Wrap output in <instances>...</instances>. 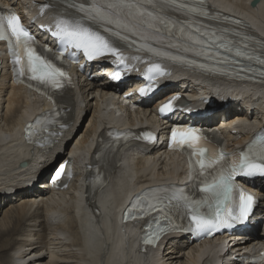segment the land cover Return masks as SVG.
Here are the masks:
<instances>
[{"label": "bare ground", "instance_id": "6f19581e", "mask_svg": "<svg viewBox=\"0 0 264 264\" xmlns=\"http://www.w3.org/2000/svg\"><path fill=\"white\" fill-rule=\"evenodd\" d=\"M251 1L228 0L226 3L230 12L240 11L241 17L249 19V23L264 36V0L256 6H251ZM0 4L18 10L27 17L30 27L41 39L52 41L54 11L39 12L44 0H0ZM4 52V45L0 44V264H200L203 258L205 263L210 259L212 264H238L235 258L242 254V249L249 245L254 248L264 245V229L260 234L257 232L260 227L264 228V180L261 179L253 182V190L260 199L248 219L240 224L243 228L239 232L213 237H227L226 246L222 245L223 241L212 244V238L206 239L205 243L194 242L190 232L175 231L161 235L158 245L165 243L164 248L157 245L151 251L139 253L128 225L117 227L112 220L117 205L125 208L132 194L159 185H170L174 190L184 181H179L185 170L184 157L166 151L163 146L172 122L186 124L193 120L202 127L219 130L228 148L244 146L253 132L264 125V85H253L236 78L233 81H196L194 72L162 63L154 87L140 97L142 109L124 113L120 119L105 112L106 91L116 90L121 94L119 97L131 93L130 98H138L139 90L146 84L142 78L146 63L151 59H143V52L140 57L121 52L122 60L83 65L85 73L91 76L84 83L78 77L77 82L75 113L78 115L75 121L83 120L90 112L83 127L79 129L82 121L77 123L75 129L67 132L53 148L30 150L15 137V131H11L18 121L39 110L41 103L34 92L28 93L21 85L11 82ZM79 60L82 64V57ZM100 70L127 74L111 85ZM176 93L191 100L202 96L207 99L206 108L199 114H190V108H182L168 122L157 120L158 107ZM122 122L128 126H141L146 122L158 133L160 140L150 149L129 147L123 151L121 164L109 170L105 188L97 192V202L103 213L91 219L82 204L95 206L91 197L83 198V168H91L90 152L96 144L97 133L107 130L110 125L120 126ZM72 145L79 154L65 189H48L46 180L58 163L64 161L65 154L72 150L68 146ZM61 155L63 158H58ZM22 161L27 164L20 165ZM195 172L198 175L199 170ZM40 178L44 181L39 183ZM125 237L129 239L128 244L121 243ZM253 241L256 243L251 244Z\"/></svg>", "mask_w": 264, "mask_h": 264}, {"label": "snow or ice", "instance_id": "6c2138e0", "mask_svg": "<svg viewBox=\"0 0 264 264\" xmlns=\"http://www.w3.org/2000/svg\"><path fill=\"white\" fill-rule=\"evenodd\" d=\"M203 2L204 0H163V3L161 0H81L78 4L71 5L79 15L58 19L57 30L52 35L58 37L65 46L82 50L89 60L102 58L106 54L117 55L118 48L109 38L111 36L125 42H139L138 50H146L173 61L195 64V61L186 60L183 56L154 48L150 43L151 41H164L165 32L171 40L173 33L178 31L179 36L184 40L183 45H180L184 51L194 52L197 56H208L212 49H216L217 54L222 49L225 52L234 53L236 57L255 61L261 65L259 71L261 77H264V55L254 54V50L250 49L247 43L249 37H243L239 41L230 40L224 34L227 29L220 33L215 30L201 31V27L194 23L184 21L178 24L163 15V8L167 6L189 15L207 16L208 12L203 7ZM87 21L98 24L108 35L95 30ZM0 40L8 41L15 66L14 72L18 69L19 77L27 76L30 80L57 89L63 86L61 81L66 77V73L38 50L35 38L25 28L16 13L0 12ZM170 46L177 47L178 45L171 44ZM44 51H49V49L45 48ZM117 59L122 60L123 58L117 55ZM198 66L205 67L203 64ZM159 67L158 64L151 65L148 71L151 72ZM114 78L119 79L120 73H116ZM151 90V87H145L139 91L143 94ZM172 105L173 101L170 100L163 104L159 111L161 113L170 111ZM36 125H41L43 132L49 131L43 126L39 116L34 123L27 125L26 131L31 132ZM145 139L151 140L153 137L146 134ZM202 140L203 136L199 129L174 127L169 146L181 148L187 146L192 150L191 156H195L196 160L192 163L190 156L191 176L196 174V165H199L202 176L205 175L207 169H219L218 175L214 176L210 183L205 180L200 188L201 192L210 194L208 200L204 201L208 203L206 213L200 210L202 202L190 201L185 196L179 197L189 210L194 230L210 234L219 228L231 227L233 222L246 221L252 213L256 203L255 197L239 188L235 180L239 176L264 178V133L248 144L246 150H241L231 162L223 152L207 156L208 150L201 146ZM64 170L65 165H60L59 172ZM146 208L156 211L157 205L152 201L137 197L126 210L125 219L132 218L134 211L144 212ZM164 231L165 229L159 228L145 242L154 243ZM261 259H264V256Z\"/></svg>", "mask_w": 264, "mask_h": 264}, {"label": "rangeland", "instance_id": "374dc122", "mask_svg": "<svg viewBox=\"0 0 264 264\" xmlns=\"http://www.w3.org/2000/svg\"><path fill=\"white\" fill-rule=\"evenodd\" d=\"M89 113H90V112H88L86 115H84V119L81 120V121H82V126H81L79 129H81V128L83 127L84 123H86V122H85V119L88 117ZM82 117H83V116H82ZM61 156H64V155H61ZM41 181H43V180H41ZM39 183H40V182H39ZM39 183H38V184H39ZM13 240H14V239H13ZM182 260H183V258H182Z\"/></svg>", "mask_w": 264, "mask_h": 264}, {"label": "water", "instance_id": "95a60500", "mask_svg": "<svg viewBox=\"0 0 264 264\" xmlns=\"http://www.w3.org/2000/svg\"><path fill=\"white\" fill-rule=\"evenodd\" d=\"M260 0H252L251 2H250V5L251 6H256V4L259 2ZM59 158H61V157H59ZM60 160H58L56 163H58ZM60 163H58V165H59Z\"/></svg>", "mask_w": 264, "mask_h": 264}]
</instances>
